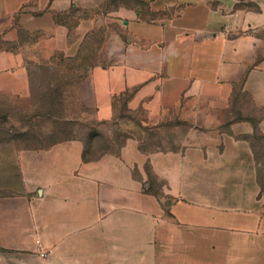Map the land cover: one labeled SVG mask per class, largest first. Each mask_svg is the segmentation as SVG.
<instances>
[{"label": "crops", "instance_id": "0c3cea01", "mask_svg": "<svg viewBox=\"0 0 264 264\" xmlns=\"http://www.w3.org/2000/svg\"><path fill=\"white\" fill-rule=\"evenodd\" d=\"M98 32L100 65L67 70L82 103L88 87L98 112L134 93L153 115H213L179 148L130 138L94 160L81 139L4 140L0 264H264V0H0V110L32 94V67L75 61ZM236 96L261 118L220 117Z\"/></svg>", "mask_w": 264, "mask_h": 264}, {"label": "rangeland", "instance_id": "374dc122", "mask_svg": "<svg viewBox=\"0 0 264 264\" xmlns=\"http://www.w3.org/2000/svg\"><path fill=\"white\" fill-rule=\"evenodd\" d=\"M106 38L104 32L97 33L87 42L81 56L75 61H67L61 54L53 58V67L43 65L31 69L32 94L27 98H5L6 110H0V145L11 141L27 148L49 149L72 138L84 141V158L94 160L108 152H117L130 138H136L140 146L147 150L176 149L187 143L194 129L196 118L202 114L211 117L210 110L197 112L180 111L164 115H153L142 104L132 102L134 93H126L116 107L107 112L92 108L88 93L84 102L73 95L80 80L67 77V70L87 74L100 65V45ZM108 49V50H107ZM104 50V49H103ZM110 48H106L109 51ZM78 74V73H76ZM239 97L228 110L218 112L220 117L249 118L257 121L262 113L252 102L249 114L236 110ZM18 105L27 106V110ZM4 120V122H3ZM258 148V181L264 194V143L255 137ZM4 176L0 166V194L3 193Z\"/></svg>", "mask_w": 264, "mask_h": 264}, {"label": "built area", "instance_id": "2783aa9c", "mask_svg": "<svg viewBox=\"0 0 264 264\" xmlns=\"http://www.w3.org/2000/svg\"><path fill=\"white\" fill-rule=\"evenodd\" d=\"M38 248L40 251V256H42L43 258L49 256L50 251L43 249V245H42L41 241H38Z\"/></svg>", "mask_w": 264, "mask_h": 264}]
</instances>
